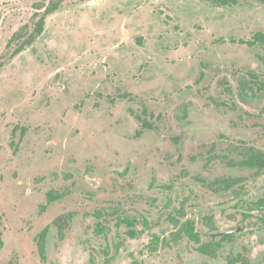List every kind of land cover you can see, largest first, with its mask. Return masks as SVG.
I'll return each mask as SVG.
<instances>
[{
	"label": "rangeland",
	"instance_id": "374dc122",
	"mask_svg": "<svg viewBox=\"0 0 264 264\" xmlns=\"http://www.w3.org/2000/svg\"><path fill=\"white\" fill-rule=\"evenodd\" d=\"M48 1L0 0V264H264V169L228 165L264 152V48L239 43L264 0H63L16 54Z\"/></svg>",
	"mask_w": 264,
	"mask_h": 264
},
{
	"label": "trees",
	"instance_id": "16d2710c",
	"mask_svg": "<svg viewBox=\"0 0 264 264\" xmlns=\"http://www.w3.org/2000/svg\"><path fill=\"white\" fill-rule=\"evenodd\" d=\"M213 5L217 7H232L238 5L242 0H209ZM63 0H49L48 4L42 8L37 9L38 11H43L42 14H35L34 19L35 24L32 32L24 37L21 38V31H18V33H15L12 38L10 39L8 43V47L11 46L12 42L15 40H21V44L15 51V53H19L21 51H24L26 48L30 47L35 39L40 36L45 27V20L46 18L55 13L61 6ZM240 44L245 45L248 48L253 47H260L264 48V31H257L253 33L250 38L243 39L239 41ZM259 62L264 66V55L258 56ZM248 86L254 90L255 92H264V80H261L257 77V75L253 72H248ZM145 113V112H144ZM137 120L141 121L140 128L136 132L135 137H139L142 132L146 129L152 130L153 125L149 123L147 120H141L139 117H137ZM230 166H237V167H243L248 169H254L257 172H260L264 169V152L255 150L252 148H249L244 154L241 155V159L237 163H228ZM237 180L233 179H218L211 183V186L220 188L222 191H227L229 188L232 187V185ZM65 195L64 194H56L54 192H49L47 194L48 202L51 203L53 201H56L58 199H62ZM260 205L264 207V200H261ZM120 223H127L128 225H132V223L128 219L118 218ZM262 222H264V219H261ZM171 222L173 223V226L176 228V235L178 236L180 233H184V235L192 242H194L197 247V251L201 253L204 256L208 257H214L216 255V249L220 247V242H215L213 244L211 243H203L198 236V234L195 231L194 223L187 220L185 222H180L177 219H171ZM57 221L54 222L56 224ZM48 227H46L36 238L37 242V250L38 254L42 259L45 258V240L46 235L48 231ZM132 237H134V234H130ZM236 259H228V264H234ZM243 264H247L246 261L243 260Z\"/></svg>",
	"mask_w": 264,
	"mask_h": 264
}]
</instances>
